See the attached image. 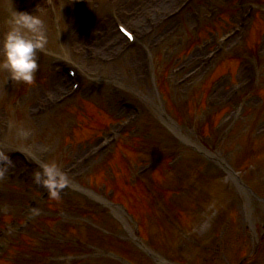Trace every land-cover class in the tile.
Here are the masks:
<instances>
[{
	"label": "rangeland",
	"instance_id": "1",
	"mask_svg": "<svg viewBox=\"0 0 264 264\" xmlns=\"http://www.w3.org/2000/svg\"><path fill=\"white\" fill-rule=\"evenodd\" d=\"M32 1L36 2V0H11L10 6H7V0H0V27L6 22V26L9 28L7 20L12 9L34 15L35 10L30 3ZM72 1L70 0V2ZM136 1L92 0L88 5L85 2L78 5L69 3V0H59V6L55 12L50 13L51 17L47 20L48 23L42 22L48 43L43 51L37 53L39 69L34 81L31 84L14 82L11 80L10 74L0 68V143L3 147L7 146L0 157V223H4L1 227L2 230L0 229V253L7 249L9 244L21 234L19 225L23 224L24 221H37V219L46 216L60 217L58 214L61 205H48L44 197L49 192L42 184L38 185L34 182V173L40 170L38 165L34 163L31 166L26 164L17 153V150L31 152L35 160L42 163H56L63 172L69 170V181L80 183L87 189L93 188L99 194L97 198H104L105 191L102 183L104 172L103 169L99 172L98 168L105 159L109 158L108 154L112 153V150L95 162L90 160L88 155L89 151L94 149L100 140L109 137L127 117L123 112L120 97L116 98L113 95L112 80L118 81L121 96L124 100L132 101L142 108L144 119L142 118L139 123V131H135L134 135L145 134L151 138L157 137L158 132L155 129L150 130L148 128L151 121H155L156 109L164 110L176 119L175 113L182 111L175 109V106L181 108L189 99H193L194 103L198 104L202 87L210 91L208 97H206L203 111L199 112L198 115L193 112L191 116L182 113L187 116L183 119L184 126L182 129L186 132L185 135L188 139V144L180 145L182 150L185 151L188 148L196 150V147L205 150L217 147L220 138L234 125L232 122L228 127L220 128V124L229 115V111H227L217 122L218 127L212 124L206 129L208 131L212 128V134L209 131V136L204 139L201 138L202 130H205V118L211 117L227 106L232 109L237 102L236 99L235 102L230 104L227 98L234 85L242 86L239 74L243 72V64L247 63L248 60L243 61V63L239 61L230 64L236 76L234 80H232V76H230L231 78L227 75L221 77V71V75L215 83L210 78V81H207L208 84L203 86L204 84L201 85V83L207 80V78L205 79L206 71L189 83L179 85V81H187L185 79L186 75L197 68L196 64L191 65L190 62L197 59L203 61L205 55L214 46L212 45L206 49V45L217 42L221 36L228 33L236 25L238 18L244 14L248 5L253 4L254 0H241L240 2H235V0H203L202 4L195 1L184 15L176 19V26L171 36L164 43L156 40L151 41L152 45L149 48L144 45V41H141L139 25L133 20L141 16L143 21L145 15H154V10L151 8V10H146L145 4L137 6L138 2L145 0ZM159 2L162 1L159 0ZM60 4L72 7L76 15L70 18L62 10ZM156 7L159 13L164 14L167 11V8L163 9L159 3ZM220 7L226 9L224 17H221L223 9H220ZM135 9L136 11H133ZM260 9L264 12V5H261ZM116 14L119 15L118 18ZM62 19L64 22L61 24H51ZM116 21L123 22L129 29H132V27L127 24L136 27L140 35L137 47L132 49L123 47L121 50L116 48V50H113L114 52L110 53L104 50V46L106 44L112 45L110 43L114 40V36L112 35L109 38L110 34H106L105 31L114 30ZM104 23L107 25L104 26ZM262 27H264V24ZM8 28L2 29L0 38L8 31ZM159 31L157 29L156 33ZM260 31L263 32L261 48L264 59V30ZM105 35L108 37H105ZM146 41H149V39H146ZM239 41L240 37L237 42H233V45L236 43L234 47ZM250 45L249 42L246 46L249 47ZM234 47L229 46L228 51H231ZM146 48L153 58L154 65L157 64L156 67H158V74L154 82L152 78L144 80L141 77V75L143 76L142 52ZM199 50L201 53H199ZM66 53H68L71 61L79 64L89 80L85 79L84 88L79 97L70 100L66 104H57L55 102L56 97L68 91L69 83L64 88L61 87L65 74L63 72L62 75L63 67L60 65L61 62L56 61L55 56ZM98 57L100 62L107 61L100 63ZM141 59L142 62L140 63ZM2 62L3 57L0 55V63ZM183 67L187 70L179 72L178 70ZM209 69H212V66ZM258 72L259 77L256 82L264 88V63H262ZM174 73L176 74L174 75ZM227 74H230V72L228 71ZM138 78L143 79L144 83H139ZM157 83L158 87L156 89ZM78 98L80 99L78 100ZM222 98L225 105L218 103V99L221 100ZM51 102H53L50 106L51 109L45 113L43 112L44 114L37 112L40 106L50 105ZM217 109L219 111H216ZM245 109L246 123L242 131L246 130V135L250 136L253 134L264 135V94L250 95L244 101V111ZM190 119L197 121L198 126L196 128L190 124ZM235 143L237 144L235 147H240L238 144H243L242 138L236 140ZM226 146L229 148V145ZM259 146L264 147V141H262V144H253L256 152L249 156V162L256 163V166H258L256 168L260 170L264 167V152H257ZM233 147L234 145L230 146V148ZM231 152L234 153V149ZM231 152L228 155H231ZM117 155L119 157V153ZM131 155L134 154L131 153ZM136 159L140 163L145 161V159L139 160V157ZM178 162L180 161L178 160ZM263 174L264 172L261 176ZM194 179L195 177H192L193 184ZM254 179L253 177L251 185L256 186L257 188H255L259 190L260 195L264 196V184L261 183L260 186L259 180L255 181ZM174 186L190 195V200L185 203L186 206L194 207L199 213H205L208 216L213 215L209 212L210 209L216 210L211 208L213 205L210 204L209 200L212 194L210 184H208V187L211 192L207 193L205 191L204 195L190 192L189 187H186L182 182L175 181ZM208 187L207 189H209ZM61 192L59 190L57 197H63V199L74 204L85 205L77 201L83 200V198L74 192L68 191L65 194L63 193L64 195ZM177 198L179 196H174L172 200ZM123 199L127 202L130 200L128 197H123ZM218 199L219 201L222 200L221 202L226 201L223 197H218ZM243 200L242 204L235 202L231 218L234 225H239L240 233L243 237H246L247 241L244 245L241 244V241L239 244V241H236L234 237L235 233H231L232 236L229 235L228 242L221 246L220 253L217 255L220 258V264H223L221 261L222 256L230 257L232 264L238 263L239 261L235 260H242L244 257H247L246 264H264V251L258 257L254 255V248L264 230V204L249 194L245 195ZM73 209L75 213L61 211L62 217L71 220V226L82 220L85 223L89 222L87 219H81L80 207ZM191 218L194 221L195 217L191 216ZM97 219L101 218L97 217ZM192 220L188 221L189 225L192 224ZM122 222L124 229L110 225L111 229L122 236L128 235L130 238H134L136 232L134 225L129 223V220H122ZM47 224L50 226L49 229L43 230V225L40 224L32 235L38 236L41 241L43 239L67 241L68 237L71 236L72 232L68 237L60 232L58 237L57 229L59 225L52 221H48ZM73 234L76 233L73 232ZM212 239L216 238L213 237ZM228 243L229 246L227 247ZM168 244L171 245L169 250L175 251L172 246L176 247V245H172V241ZM191 246L193 245H189V249L183 253L185 256H180L182 255L180 252H175L179 256L178 258L188 259L189 264H218V260L212 254H206ZM212 247L217 248L218 246L213 244ZM166 252L169 254L168 251ZM50 256L58 264H68L67 262L73 259V257H67L59 249L51 251ZM135 261L138 264H144L142 258L137 256ZM98 264L108 263L102 261Z\"/></svg>",
	"mask_w": 264,
	"mask_h": 264
},
{
	"label": "clouds",
	"instance_id": "2",
	"mask_svg": "<svg viewBox=\"0 0 264 264\" xmlns=\"http://www.w3.org/2000/svg\"><path fill=\"white\" fill-rule=\"evenodd\" d=\"M8 31L0 41V68L6 70L11 80L31 84L38 72L37 53L45 49L48 40L43 23L37 15L11 10L7 20ZM40 170L34 173V182L43 185L52 198L68 184L67 175L56 163H42L30 157Z\"/></svg>",
	"mask_w": 264,
	"mask_h": 264
},
{
	"label": "bare ground",
	"instance_id": "3",
	"mask_svg": "<svg viewBox=\"0 0 264 264\" xmlns=\"http://www.w3.org/2000/svg\"><path fill=\"white\" fill-rule=\"evenodd\" d=\"M40 7H42V6H41V0H40ZM115 36L118 38V35H115Z\"/></svg>",
	"mask_w": 264,
	"mask_h": 264
}]
</instances>
